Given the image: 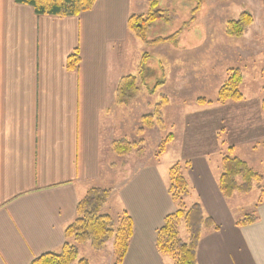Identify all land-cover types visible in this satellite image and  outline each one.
Instances as JSON below:
<instances>
[{
	"label": "crops",
	"instance_id": "0c3cea01",
	"mask_svg": "<svg viewBox=\"0 0 264 264\" xmlns=\"http://www.w3.org/2000/svg\"><path fill=\"white\" fill-rule=\"evenodd\" d=\"M148 1L96 0L79 15L53 16L0 0V264H31L60 251L79 201L113 175L109 127L119 107L118 87L124 76L137 75L144 51L128 20L147 13ZM76 49L80 63L72 70L68 58ZM239 112L244 132H255L236 144L246 147L252 165L264 160L261 144L247 147L264 140V111L259 103ZM197 149L148 157L129 174L114 171L118 188L103 211L116 219L126 211L133 227L121 264H173L158 251L157 236L176 210L168 192L170 165L187 160V201L201 203L218 226L204 228L197 264H264V202L252 212L255 223L237 225L249 212L230 205L236 194L222 195L220 168L212 167V159L220 164L219 153Z\"/></svg>",
	"mask_w": 264,
	"mask_h": 264
},
{
	"label": "rangeland",
	"instance_id": "374dc122",
	"mask_svg": "<svg viewBox=\"0 0 264 264\" xmlns=\"http://www.w3.org/2000/svg\"><path fill=\"white\" fill-rule=\"evenodd\" d=\"M148 2L149 10L142 16L150 13V0ZM155 9L162 11V16L152 22L145 38L134 33L138 44L144 47L140 63L148 65L152 71L145 78L140 76V70L134 71L138 76L137 95L126 104L118 101V109L112 112L114 120L109 127V143L113 175H108L105 185L101 186L110 189L111 193L118 188L117 180L114 183V171L120 175L129 174L148 157L158 159L173 149L177 152L188 149L186 154L191 155L198 151L197 148L209 150L214 147L220 155V164L212 159V167L220 168V173L222 157L229 153L230 146L234 147V156L246 160L243 153L246 147L242 145L241 150L236 144L254 136L255 132L245 133V125L238 124L244 115L239 110L244 106L252 109L264 99V0H157ZM244 12H249L253 21L242 34H229V21L238 19ZM146 56L150 60L144 61ZM232 69H240L242 72L243 98L240 101L221 103L217 100L218 91ZM160 81L161 84L156 86ZM164 97L167 99V104L162 108L164 127L156 124L145 128L140 134L138 130L143 127L142 117L152 113L155 104ZM200 98L206 101L202 102ZM230 103L229 107L220 109ZM213 105L215 108H210ZM229 108V112L223 111ZM114 114L117 115V121ZM247 131L253 132L254 128L248 126ZM169 136L171 139L162 152L163 144ZM121 138L138 143L125 156L113 150V143ZM258 142L247 147L253 150L261 144L264 149V140ZM167 160L171 161V158ZM250 162L253 169L263 171L264 160L258 158ZM176 164L184 167L188 165L184 169L186 176L190 167L189 160L175 161L170 169ZM260 193L255 184L252 192L237 193L236 198H232L229 203L235 209L250 214L256 210ZM185 201L189 204L187 198ZM178 230L180 237L188 241V231L183 223ZM113 263L112 239L100 251L94 250L90 243L79 244V256L74 262Z\"/></svg>",
	"mask_w": 264,
	"mask_h": 264
},
{
	"label": "trees",
	"instance_id": "16d2710c",
	"mask_svg": "<svg viewBox=\"0 0 264 264\" xmlns=\"http://www.w3.org/2000/svg\"><path fill=\"white\" fill-rule=\"evenodd\" d=\"M21 4H27L34 8L38 15L53 16H76L84 11L90 10L96 0H16ZM151 8L147 16L133 15L128 20V28L139 37L145 38V34L152 22L162 16V11L155 9L157 0H150ZM253 21V16L249 12H244L238 19L228 23L227 32L232 35L242 34ZM150 60L145 57L144 61ZM80 63V53L76 49L68 58V68L76 70ZM140 76H149L152 69L141 63ZM138 76H124L118 87V101L126 104L137 95L139 86ZM243 75L240 69H232L226 82L220 87L217 100L224 103L228 100L240 101L243 98L241 85ZM161 81L157 83L159 86ZM163 98V97H162ZM202 102L205 98H200ZM167 104V99L155 104L153 112L142 117V130L153 125L164 127L162 108ZM261 108L264 111V99L261 101ZM156 121V122H155ZM142 132V133H141ZM171 137L163 144L165 145ZM137 142L130 139L121 138L113 143V150L120 156L129 154L133 147H137ZM234 147H229V153L223 155L221 160V173L218 179L219 189L226 199H231L235 194H249L254 185L260 189L258 204L264 202V165L263 171L253 169L249 163L234 156ZM185 167L180 164L174 165L170 169V181L168 192L176 204V210L167 215L163 226L158 231L157 247L160 254L169 256L173 264H197V252L204 228L217 229L214 220L205 213L201 203L195 202L187 204L185 199L190 195L191 188L186 176ZM111 190L101 187H93L79 201L77 206V216L75 220L65 230V242L57 252H47L36 259L31 264H74L79 256V244L90 243L94 250H102L109 240H113L114 263L121 264L126 256L130 239L133 234L131 217L126 211L118 219L103 211L109 201ZM258 220L256 213L246 214L236 222L237 225H249ZM183 223L188 231V241L180 237L179 226Z\"/></svg>",
	"mask_w": 264,
	"mask_h": 264
}]
</instances>
